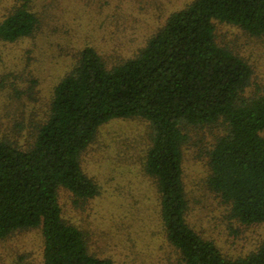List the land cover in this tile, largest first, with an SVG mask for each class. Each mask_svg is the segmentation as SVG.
Returning <instances> with one entry per match:
<instances>
[{
	"label": "trees",
	"instance_id": "obj_1",
	"mask_svg": "<svg viewBox=\"0 0 264 264\" xmlns=\"http://www.w3.org/2000/svg\"><path fill=\"white\" fill-rule=\"evenodd\" d=\"M17 1L0 21L2 41L31 36L37 27L32 0ZM215 21L262 36L264 0H192L134 56L109 66L93 47L79 51L30 145L0 138V240L39 227L42 264H114L88 251L82 230L62 217L57 192L68 190L74 204L97 195L81 154L104 123L141 117L151 127L144 171L155 180L165 236L183 263L264 264V239L229 258L186 221L184 128L221 121L226 130L208 152L207 186L239 222H264V85L246 93L252 67L217 43Z\"/></svg>",
	"mask_w": 264,
	"mask_h": 264
},
{
	"label": "rangeland",
	"instance_id": "obj_2",
	"mask_svg": "<svg viewBox=\"0 0 264 264\" xmlns=\"http://www.w3.org/2000/svg\"><path fill=\"white\" fill-rule=\"evenodd\" d=\"M192 0H32L38 18L31 36L0 40V138L19 148L33 141L46 117L54 86L86 46L112 65L134 56L174 11ZM17 0H0V21ZM215 39L252 67L246 89L264 85V35L214 22ZM150 124L141 117L115 118L101 125L80 157L97 185L93 198L77 204L58 189L64 220L84 233L87 249L114 264H184L167 240L155 180L145 173ZM221 121L184 128L182 178L187 223L229 258L244 256L264 239V222L243 224L230 205L207 186L208 152L225 132ZM264 135V131L261 133ZM39 227L19 229L0 240V264H42Z\"/></svg>",
	"mask_w": 264,
	"mask_h": 264
}]
</instances>
